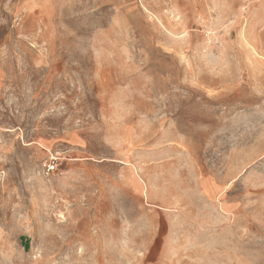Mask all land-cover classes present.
Wrapping results in <instances>:
<instances>
[{
    "label": "rangeland",
    "instance_id": "rangeland-1",
    "mask_svg": "<svg viewBox=\"0 0 264 264\" xmlns=\"http://www.w3.org/2000/svg\"><path fill=\"white\" fill-rule=\"evenodd\" d=\"M0 264H264V0H0Z\"/></svg>",
    "mask_w": 264,
    "mask_h": 264
},
{
    "label": "built area",
    "instance_id": "built-area-1",
    "mask_svg": "<svg viewBox=\"0 0 264 264\" xmlns=\"http://www.w3.org/2000/svg\"><path fill=\"white\" fill-rule=\"evenodd\" d=\"M48 173H50V172H54V170H55V167H54V165H49V167H48Z\"/></svg>",
    "mask_w": 264,
    "mask_h": 264
}]
</instances>
